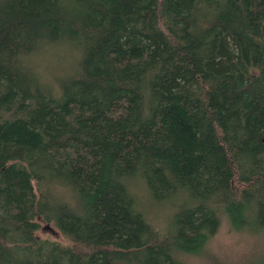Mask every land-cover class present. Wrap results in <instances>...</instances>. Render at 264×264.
I'll use <instances>...</instances> for the list:
<instances>
[{
  "label": "trees",
  "instance_id": "16d2710c",
  "mask_svg": "<svg viewBox=\"0 0 264 264\" xmlns=\"http://www.w3.org/2000/svg\"><path fill=\"white\" fill-rule=\"evenodd\" d=\"M222 214L264 228V0H0V264H189Z\"/></svg>",
  "mask_w": 264,
  "mask_h": 264
},
{
  "label": "rangeland",
  "instance_id": "374dc122",
  "mask_svg": "<svg viewBox=\"0 0 264 264\" xmlns=\"http://www.w3.org/2000/svg\"><path fill=\"white\" fill-rule=\"evenodd\" d=\"M41 235L54 236V228L44 227ZM189 264H263L264 228L234 229L222 214L216 232L197 252L183 254Z\"/></svg>",
  "mask_w": 264,
  "mask_h": 264
}]
</instances>
